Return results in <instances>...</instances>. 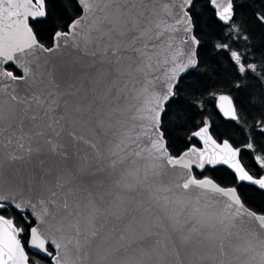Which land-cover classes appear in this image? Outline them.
<instances>
[{
    "label": "snow or ice",
    "instance_id": "1",
    "mask_svg": "<svg viewBox=\"0 0 264 264\" xmlns=\"http://www.w3.org/2000/svg\"><path fill=\"white\" fill-rule=\"evenodd\" d=\"M0 264H264V0H0Z\"/></svg>",
    "mask_w": 264,
    "mask_h": 264
}]
</instances>
